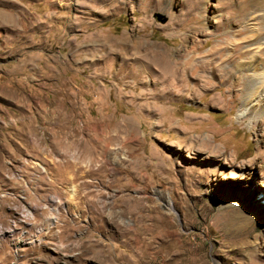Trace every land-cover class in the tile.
I'll list each match as a JSON object with an SVG mask.
<instances>
[{
  "label": "rangeland",
  "instance_id": "374dc122",
  "mask_svg": "<svg viewBox=\"0 0 264 264\" xmlns=\"http://www.w3.org/2000/svg\"><path fill=\"white\" fill-rule=\"evenodd\" d=\"M243 3L0 0V264H264Z\"/></svg>",
  "mask_w": 264,
  "mask_h": 264
},
{
  "label": "bare ground",
  "instance_id": "6f19581e",
  "mask_svg": "<svg viewBox=\"0 0 264 264\" xmlns=\"http://www.w3.org/2000/svg\"><path fill=\"white\" fill-rule=\"evenodd\" d=\"M256 1H257V5L254 4L256 6L255 11L252 12V14H249V15L248 14H243L239 18V20H237L238 23L240 22V24H237L238 28L240 27L239 28V32L240 33L247 32V27H248L247 25L249 23L256 24V28L254 30L251 29L253 31L251 35H249L248 37L245 36V39H242L241 41H239L237 43L233 56H232V54L229 55L230 54L229 53L225 57V58L228 59V61L231 60L232 58L234 59V57H235V59H238V60L240 58H244V60H245L248 53L253 51L255 48L258 49V51L254 55V57L251 58V61H248V63H247L246 61L240 62L241 61L240 60L239 62L237 61L238 62L237 65L234 66V68L237 69V71L236 70L235 71L238 74H240L242 72V71L240 72V70L249 68V66H250L249 70L253 71L252 77L250 79H248V81H247V87H244V89H243V90L247 91V93H246L247 96H246L245 100H243L244 101L243 102V106L246 109H250L251 108L250 104L255 99L254 97L256 96L257 93L261 94L260 97H263L262 99L264 101V46L259 45L261 43H264V41L262 42L261 39H260V38L263 39V37H264V0H256ZM243 2H244V0H243ZM246 3H247V1H246ZM246 3H243L244 5H242V0H238V7L241 8V6L242 7L245 6ZM248 5H250V4L248 3ZM241 12H242V10H241ZM247 12H248V10H247ZM249 16H250V18H249ZM245 46H247V49L243 50L242 47H245ZM251 55H252V53H251ZM260 59H262V61H260ZM237 73H235L234 70L227 72L226 81L228 83H231L232 85H235L236 83H238V81H236V82L232 81V78L236 77ZM238 74H237V76H238ZM51 223H52V221H51ZM51 223H49V224H51Z\"/></svg>",
  "mask_w": 264,
  "mask_h": 264
},
{
  "label": "water",
  "instance_id": "95a60500",
  "mask_svg": "<svg viewBox=\"0 0 264 264\" xmlns=\"http://www.w3.org/2000/svg\"><path fill=\"white\" fill-rule=\"evenodd\" d=\"M159 16H161V15H159ZM159 19H160V21H164L165 20V18H163V17L162 18H159Z\"/></svg>",
  "mask_w": 264,
  "mask_h": 264
}]
</instances>
